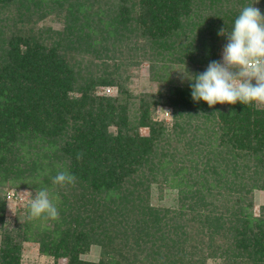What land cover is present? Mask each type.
I'll list each match as a JSON object with an SVG mask.
<instances>
[{
  "label": "trees",
  "instance_id": "trees-1",
  "mask_svg": "<svg viewBox=\"0 0 264 264\" xmlns=\"http://www.w3.org/2000/svg\"><path fill=\"white\" fill-rule=\"evenodd\" d=\"M249 5L264 15V0H0V264L25 242L66 264H264V105L209 107L173 81L221 61L218 31ZM143 63L155 94L128 89ZM8 188H47L57 218L28 205L4 228Z\"/></svg>",
  "mask_w": 264,
  "mask_h": 264
},
{
  "label": "clouds",
  "instance_id": "clouds-1",
  "mask_svg": "<svg viewBox=\"0 0 264 264\" xmlns=\"http://www.w3.org/2000/svg\"><path fill=\"white\" fill-rule=\"evenodd\" d=\"M225 33L224 28L218 31L219 36H227L221 61H211L202 73L193 75L187 69V75L183 73L191 81L193 101L202 100L209 107L237 102L264 105V15L254 5L245 6L231 31ZM52 182L59 186L72 185L76 177L60 171ZM45 216L51 219L58 216L47 188L38 189L29 202L30 218Z\"/></svg>",
  "mask_w": 264,
  "mask_h": 264
},
{
  "label": "rangeland",
  "instance_id": "rangeland-1",
  "mask_svg": "<svg viewBox=\"0 0 264 264\" xmlns=\"http://www.w3.org/2000/svg\"><path fill=\"white\" fill-rule=\"evenodd\" d=\"M222 59V53H221ZM130 78L128 81V89L134 94H155L160 85L158 81H151L149 76L148 64L143 63L139 67L131 68L129 70ZM183 71H176L173 74V81L176 84L187 83V80ZM185 75H187L185 73ZM102 93L108 95H115L116 89L108 88L107 90H101ZM168 107H157L154 112V119L157 121H164L170 123L171 113ZM141 133H147L146 129H141ZM7 195H11V198L6 200V211H5V226L6 229H11L14 227L16 220L22 221L24 217L23 210L29 205L30 200L33 195L30 191L25 189H7ZM13 195V196H12ZM152 203L157 206H173L175 205V195L165 194L164 192H159L157 189L153 190ZM264 203V191H257L255 193V204H254V214L258 215L259 207ZM1 231L0 227V243H1ZM83 259L88 261H98L99 254L96 249H91L90 252L83 256ZM20 264H66V260L60 259L57 262L54 258L50 256L43 255L39 252V246L34 242H25L22 245L21 260ZM209 264H213L209 262Z\"/></svg>",
  "mask_w": 264,
  "mask_h": 264
},
{
  "label": "built area",
  "instance_id": "built-area-1",
  "mask_svg": "<svg viewBox=\"0 0 264 264\" xmlns=\"http://www.w3.org/2000/svg\"><path fill=\"white\" fill-rule=\"evenodd\" d=\"M13 196V195H12ZM7 198L9 199V198H11V195H7Z\"/></svg>",
  "mask_w": 264,
  "mask_h": 264
}]
</instances>
